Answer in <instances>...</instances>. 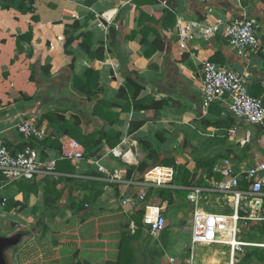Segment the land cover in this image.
Segmentation results:
<instances>
[{
    "label": "crops",
    "instance_id": "obj_1",
    "mask_svg": "<svg viewBox=\"0 0 264 264\" xmlns=\"http://www.w3.org/2000/svg\"><path fill=\"white\" fill-rule=\"evenodd\" d=\"M149 3L152 13L147 12L148 18L140 20L142 12L138 10L146 11L144 5ZM35 8V13L24 16L0 5V137L15 152L35 145L46 156L45 162L64 161L63 146L73 139L59 136L60 125H51L44 117L53 112L72 121V116L77 115L85 130L102 124L91 115L94 102L75 87L76 79H83L94 64L100 73L98 99L118 104L113 108L107 105L105 111L119 115L120 123L113 128L122 134V140L114 149L105 144L89 160H68L76 172H58L57 191L61 196L54 209L47 210L45 205V181L53 180L52 177L9 184L0 175V202L12 199L20 204L11 211L0 208L1 222L12 228L23 227L27 232L32 230L35 236L27 240V233L16 232L23 237L19 251L15 247L6 251L10 264H74L76 254L88 264L117 261L122 234L134 222H129V217L144 205L155 204L148 198L152 188L187 191V200L178 198L177 202L180 200L192 212L195 203L189 197L193 187L173 185L178 173L162 167L166 158L194 173V183L206 178L204 164L208 162L214 168L229 160L238 169L264 163V130L259 134L254 125L224 117V104L206 103L201 91L203 66L209 60L242 73L250 93L264 101L262 0H145L140 6L137 0H37ZM33 16L39 22H34ZM236 18L258 20V52L244 58L219 34L209 41L193 40L189 51L180 55L175 32L179 19L214 25L219 19ZM73 22L79 23V27L72 28L69 24ZM31 27L33 37L28 43L24 37ZM83 33L89 35L91 53L99 57L88 54L78 44L66 49L71 35ZM128 80L133 82L130 90ZM121 89L136 95L130 94L129 106L120 96ZM135 104L154 108L137 110ZM25 120L46 130L45 144L19 134L17 127ZM141 164L147 165V169H135L128 178V172ZM93 172L98 176L90 175ZM91 180L99 183L97 187L103 193L94 205L88 206L83 213L88 214L87 218L82 220L73 203L84 198V184ZM34 185L37 190H30ZM142 193L147 194L143 205H124L126 198ZM221 197L202 194L197 207L207 213L225 207L233 210V199L227 198L222 204ZM213 198L215 202L211 201ZM202 200L207 206L201 205ZM169 207L165 202L161 208L165 213ZM54 214L57 215L53 217ZM191 214L187 222H180L186 232L193 219ZM42 218L54 222L49 224L45 237L39 234ZM189 252L190 242L168 230V226L158 237L150 235L144 226L142 239L135 248L136 264H161L156 260L164 256L170 264L175 257L169 254Z\"/></svg>",
    "mask_w": 264,
    "mask_h": 264
},
{
    "label": "built area",
    "instance_id": "obj_2",
    "mask_svg": "<svg viewBox=\"0 0 264 264\" xmlns=\"http://www.w3.org/2000/svg\"><path fill=\"white\" fill-rule=\"evenodd\" d=\"M260 25L256 18H236L233 20L219 19L214 25L201 24L196 21H178L176 37L180 55L189 51V44L195 39L209 41L222 34L229 40L230 45L237 53L248 58L251 53L260 49ZM202 95L206 103H222L226 110L224 117H233L249 125L264 126V101L254 97L248 88L247 78L235 69L221 66L207 60L203 66ZM18 132L27 140L44 141L47 138L46 130L37 123L25 120L18 127ZM62 158L70 161L84 159L85 150L76 140H70L63 146ZM56 162H45L40 149L26 146L20 151L12 150L5 139L0 137V175L7 183L20 181L35 182L39 177H52L58 180ZM218 176L222 180H217ZM208 188H193L189 197L195 203L191 222L192 257L189 264H194V251L199 246H227L233 255L244 252L245 248L264 245L242 242L239 240L240 227L255 225L264 222V163L253 168L238 169L229 160L218 163L213 168V176ZM1 189V188H0ZM202 194H214L233 199V215L225 216L207 213L198 209L197 200ZM147 194L142 193L136 198H126L124 205L137 207L144 204ZM6 199L0 202L4 209ZM143 225L153 237H158L167 228V220L163 209L154 205H144ZM2 217L0 215V221ZM133 234L137 231L134 222L130 224ZM228 234L231 235L228 239ZM234 240L233 243L231 240ZM170 264H181L177 258H171Z\"/></svg>",
    "mask_w": 264,
    "mask_h": 264
},
{
    "label": "trees",
    "instance_id": "obj_3",
    "mask_svg": "<svg viewBox=\"0 0 264 264\" xmlns=\"http://www.w3.org/2000/svg\"><path fill=\"white\" fill-rule=\"evenodd\" d=\"M145 0H137V4L140 6ZM152 1V0H151ZM154 2V1H153ZM152 2V3H153ZM264 3V0H262ZM152 3L144 5V8L147 7L146 11L138 10L142 12L140 16V20H145L148 18L147 12L150 13L151 5ZM37 4V0H0L1 7H6V9H15L18 12H20L22 15L27 16L31 13H35V7ZM150 7V9H149ZM152 13V12H151ZM34 22H39V19L35 16H33ZM72 28L76 29L79 27V23L73 22L69 24ZM144 25V24H143ZM33 31L34 29L31 27L30 31L25 35V40L28 41V43H31V39L33 37ZM147 37V36H146ZM145 37V38H146ZM81 47L82 49L86 50L88 54H91L94 57H99V54H92L91 53V44L89 42V35L87 33H83L77 37L74 35H71L67 42H66V49L68 47H72L73 45H77ZM157 47H155L154 50H156ZM68 52V51H67ZM99 77L100 73L95 70L94 64L91 65L85 75L84 78H77L75 81V87L78 89L82 94H84L88 99H90L92 102H94V106L91 112V115L93 119L96 120V122H101L102 124L98 125L97 127H94L90 130H85L83 128V122L81 118L77 115L72 116V121L67 119L65 115H57L53 112H50L45 115V119L49 121L51 125H60V133L59 136H69L72 139L78 141L85 150L84 159L89 160L91 158L96 157L98 152L104 147L105 144L109 145L110 148L114 149L120 142L122 138V134L118 133L113 127L120 123L119 115H116L111 112H106L105 108L108 105L111 106V108L118 106V104L111 103L108 104L106 100L98 99V89L100 88L99 85ZM133 85V82L131 80H128L127 88L130 90L131 86ZM129 90L127 92L126 89L120 90V96L126 100V104H130V96L135 97V93H130ZM135 109L137 110H149L153 109L154 105H147L142 104L141 106L134 105ZM157 105H155L156 107ZM228 119H234L233 117L229 116ZM97 125V124H96ZM41 127L40 125H38ZM108 127H111L109 130H107ZM135 131V128L132 127V132ZM46 139L43 141V144H45ZM38 145V144H36ZM58 143L55 142L54 146L57 147ZM32 147L37 148V146L32 145ZM39 149V148H38ZM42 157L43 160L46 159V156L43 154ZM201 163H199L200 165ZM161 165H164L162 167L166 168H172L175 170L178 174L174 180L173 185H180V186H186V187H201V188H208L210 187L209 184H207V181H210V179L213 176V163H205L204 167L207 171L206 178L200 179L199 182L194 183V180L196 178V175L194 173L190 172L186 167L178 166L174 159H168L161 162ZM198 165V168H199ZM147 165L141 164L139 168H132L128 172V178L132 176L133 170H137L138 172H144L147 169ZM56 170L58 172H64L66 174H72L76 172V169L74 166H72L71 162L68 160H64L61 162H58ZM90 175L98 176L97 173H90ZM65 181H68V179H63ZM21 182H28V181H20ZM46 185H47V191L45 195V205L47 207V210L54 209L56 206V203L58 199L61 196V193H58L57 186L58 181L57 180H50L46 179ZM30 183V182H28ZM98 182L96 180H91L90 182H87L84 184V191L87 193L84 198H82L78 203H73L74 207H76V212L80 213L82 215V220L87 218L88 214H83L84 212L88 211V206L94 205L99 197L102 195L103 190L102 188H98ZM37 190V186H31L30 190ZM181 191L179 190H171V189H163V188H152L148 194V198L155 201L154 206L162 207L165 202H167L170 206L177 203L178 198L180 199ZM183 201L187 200V196L182 199ZM20 207V204L18 202H15L12 199H8L6 202V207L4 210L11 211L13 208ZM145 211L144 209H137L134 214H132L128 221H134V223L138 226L137 231L135 234L131 232V230H127L123 232L122 234V240L120 242V248H119V257L117 261H108L107 264H136V253L135 248L137 243L142 239V230L144 228L143 226V218H144ZM57 214H54L53 217H55ZM137 217L139 219L137 220ZM54 223L53 220H47L46 218H42L40 222L41 232L39 233L40 236H46L48 230H49V224ZM250 248V247H249ZM250 252L246 254L245 257L241 260V264H251V260L257 259L259 262L264 261V250H260V248H250ZM74 264H88L83 262L79 255H75V263Z\"/></svg>",
    "mask_w": 264,
    "mask_h": 264
},
{
    "label": "rangeland",
    "instance_id": "obj_4",
    "mask_svg": "<svg viewBox=\"0 0 264 264\" xmlns=\"http://www.w3.org/2000/svg\"><path fill=\"white\" fill-rule=\"evenodd\" d=\"M8 188V187H7ZM10 189L8 188L7 191H9ZM180 199H183L184 197L188 196V192L187 191H182L180 194ZM216 198H213L211 201L215 202ZM222 204H224L223 202H221ZM207 202H203V205L207 206ZM215 204V203H214ZM187 205L181 204L180 200L179 202H177L176 204H174L173 206L169 207L167 209V213L165 212V218L167 220V226H168V230H170L171 232L175 233L177 236H181V238H185L187 239L190 244H191V234H192V229H191V224H190V229L189 232H186V227L181 226L180 222H184V220L186 221L187 216L189 219V215L191 213L194 212V210H192V212H189L188 207L186 208ZM211 204L209 205V208H211ZM218 208H221V206H217ZM1 210V209H0ZM209 212H212L213 210H208ZM213 212H218V213H222V214H226V215H232L233 214V210L229 207H225V209L223 210H218V211H213ZM212 212V213H213ZM192 215V214H191ZM139 219V217H137V220ZM187 222V221H186ZM16 226V225H15ZM18 229V230H16ZM24 229L23 227L17 228V227H10V226H4L3 221H0V237H4V236H12L14 234L15 237L16 232L17 233H27L26 236H24V239H33V237H35L33 235L32 230L30 231H24L22 230ZM241 229V233L239 234V240L242 242H250L252 244H259L260 246L264 245V222L259 223V224H255L254 226L250 225L247 227H244V225L242 224V226L240 227ZM189 234V235H188ZM154 240V239H153ZM250 248H258L256 246L250 247ZM250 248H245L244 252H238L236 255H233V253H231V249H229V247L227 246H212V247H206V246H199L197 245L195 247V263L194 264H207L209 263L211 260L214 261V264H241V260L243 259V257L246 256V254L248 252H250ZM20 247H15L14 250H18L19 251ZM260 250H264L262 248H260ZM173 253V252H171ZM170 257H175L177 258V260L182 264H189L188 260L192 257V252L188 253V254H179V253H175V254H169ZM212 257V258H211ZM157 262H161V264H168V258L167 256L159 258L156 260ZM251 264H264V261L261 263L259 262L257 259H253L251 260Z\"/></svg>",
    "mask_w": 264,
    "mask_h": 264
},
{
    "label": "water",
    "instance_id": "obj_5",
    "mask_svg": "<svg viewBox=\"0 0 264 264\" xmlns=\"http://www.w3.org/2000/svg\"><path fill=\"white\" fill-rule=\"evenodd\" d=\"M255 128L259 131V134L264 130L263 125H255ZM22 237V234H17L15 237H0V264H10L6 257V251L17 247Z\"/></svg>",
    "mask_w": 264,
    "mask_h": 264
},
{
    "label": "bare ground",
    "instance_id": "obj_6",
    "mask_svg": "<svg viewBox=\"0 0 264 264\" xmlns=\"http://www.w3.org/2000/svg\"><path fill=\"white\" fill-rule=\"evenodd\" d=\"M221 198L223 199V203H225L227 198H225V197H221ZM203 202H205V201L202 200L201 205H203ZM230 237H231V235L228 234V239H230ZM231 241H232L233 243H235V241H234L233 239H232ZM231 253H232V252H231Z\"/></svg>",
    "mask_w": 264,
    "mask_h": 264
}]
</instances>
